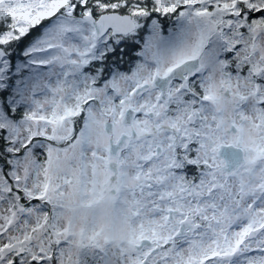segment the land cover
<instances>
[{"label":"snow or ice","instance_id":"6c2138e0","mask_svg":"<svg viewBox=\"0 0 264 264\" xmlns=\"http://www.w3.org/2000/svg\"><path fill=\"white\" fill-rule=\"evenodd\" d=\"M0 264H264V0H0Z\"/></svg>","mask_w":264,"mask_h":264}]
</instances>
